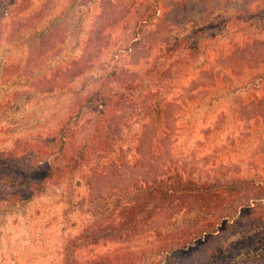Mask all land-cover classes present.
I'll return each instance as SVG.
<instances>
[{"label":"trees","instance_id":"1","mask_svg":"<svg viewBox=\"0 0 264 264\" xmlns=\"http://www.w3.org/2000/svg\"><path fill=\"white\" fill-rule=\"evenodd\" d=\"M148 1L143 23L159 9L158 0ZM18 2H5L1 13ZM221 11L219 19L195 24L191 34L178 35L150 61L130 69L115 63L86 77L78 89L69 87L66 111L52 128L0 150L3 209L12 211L52 185L71 193L76 174L91 165L94 153L112 147L111 133L121 140L119 127L159 130L172 91L191 71H212L214 82L219 81V128L230 113L237 116L242 129L225 145L238 154L241 145L264 141V7ZM138 35H132L133 43ZM212 54L219 57V70L213 64L217 59H209ZM214 82L208 87L214 89ZM156 133L152 145L161 144L163 132ZM176 165L160 161L151 180L115 194L107 215L66 241L59 264H264V164L251 166L247 174H210V168L206 173ZM109 242L116 244L111 250L82 253Z\"/></svg>","mask_w":264,"mask_h":264},{"label":"rangeland","instance_id":"2","mask_svg":"<svg viewBox=\"0 0 264 264\" xmlns=\"http://www.w3.org/2000/svg\"><path fill=\"white\" fill-rule=\"evenodd\" d=\"M5 2H0V150L52 128L66 111L67 89H78L86 77L115 63L130 69L150 61L178 35L191 34L195 24L219 19L223 8L250 12L264 7V0H158L156 15L143 23L148 0H20L2 14ZM136 30L139 41L133 43ZM213 64L219 70V57ZM212 73L195 70L179 81L159 127L160 145L150 141L162 133L156 126L119 127L121 140L111 133L112 147L94 153L91 165L76 174L71 193L52 185L12 211L0 202V264L61 263L66 241L107 215L121 189L151 180L160 161L206 173L210 168V174H247L251 166H262L264 141L241 145L239 155L225 145L242 127L230 113L219 128V81ZM211 82L214 89L208 87ZM115 246L99 244L82 253Z\"/></svg>","mask_w":264,"mask_h":264}]
</instances>
